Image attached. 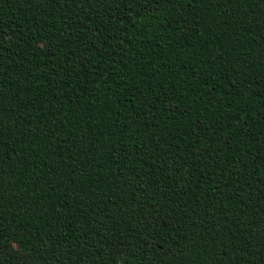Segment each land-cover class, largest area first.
I'll list each match as a JSON object with an SVG mask.
<instances>
[{"label": "trees", "instance_id": "1", "mask_svg": "<svg viewBox=\"0 0 264 264\" xmlns=\"http://www.w3.org/2000/svg\"><path fill=\"white\" fill-rule=\"evenodd\" d=\"M0 264H264V0H0Z\"/></svg>", "mask_w": 264, "mask_h": 264}]
</instances>
